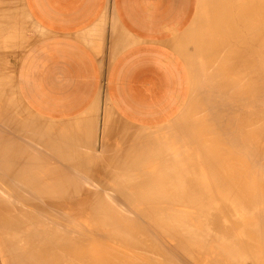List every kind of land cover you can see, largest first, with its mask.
Returning <instances> with one entry per match:
<instances>
[{
  "label": "bare ground",
  "instance_id": "bare-ground-1",
  "mask_svg": "<svg viewBox=\"0 0 264 264\" xmlns=\"http://www.w3.org/2000/svg\"><path fill=\"white\" fill-rule=\"evenodd\" d=\"M202 4L185 113L121 150L20 119L0 73V264H264V0Z\"/></svg>",
  "mask_w": 264,
  "mask_h": 264
},
{
  "label": "crops",
  "instance_id": "crops-1",
  "mask_svg": "<svg viewBox=\"0 0 264 264\" xmlns=\"http://www.w3.org/2000/svg\"><path fill=\"white\" fill-rule=\"evenodd\" d=\"M7 2L14 22L4 30L8 48L17 49L7 54L13 86L32 113L68 125L61 133L88 130L86 146L101 155L123 148L125 125L161 127L181 112L191 69L180 45L193 48L188 38L198 28L201 0Z\"/></svg>",
  "mask_w": 264,
  "mask_h": 264
},
{
  "label": "rangeland",
  "instance_id": "rangeland-1",
  "mask_svg": "<svg viewBox=\"0 0 264 264\" xmlns=\"http://www.w3.org/2000/svg\"><path fill=\"white\" fill-rule=\"evenodd\" d=\"M201 4H202V0H201ZM203 8V4L201 5V9ZM12 54H16V53H12ZM17 56V55H16ZM10 64L13 66V64H12V61L10 62ZM10 64H8V62H7V60H6V62H5V68L4 69H1V71H0V73H4L5 75H7V81H9V96H10V99H11V105L13 106H15L16 107V111L14 112L15 114H16V116H20L19 118L21 119H25V120H28V121H34V120H36V119H38L39 121H40V123H42V122H48L49 124L51 123V124H56L57 122H54V121H50V120H46V119H43V118H41V117H39V116H37V115H35L34 113H32L23 103H22V101L20 100V98H19V96L17 95V92H16V90H15V88H14V86H13V80L12 79H14V73H13V68L10 66ZM191 91H192V79H191V74H190V94H189V98H188V100L186 101V103L184 104V106H183V108H182V110H181V113H179L180 115L181 114H183V113H185L183 110L184 109H186V105H188L187 103L190 101V95H191ZM190 103V102H189ZM22 107H24V108H22ZM179 115V116H180ZM111 117H113L112 115H111ZM177 118V117H176ZM176 118L174 119V120H176ZM179 118V117H178ZM172 124H173V122H171ZM170 123V124H171ZM168 126H169V124H168ZM127 127V128H126ZM163 127V126H162ZM125 128H126V130L125 131H129V129H128V126H125ZM130 128V127H129ZM159 128V127H158ZM161 128V127H160ZM155 130V128H152V129H140V131L141 130H149L150 132H152V130ZM156 129H157V127H156ZM153 130V131H154ZM127 131V132H128ZM131 132H129V133H127V134H129V135H131L130 133H137L139 130H137V132H136V130L135 129H131L130 130ZM149 131H147V132H149ZM61 165H59V167H60ZM61 168V167H60Z\"/></svg>",
  "mask_w": 264,
  "mask_h": 264
}]
</instances>
